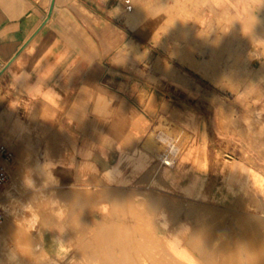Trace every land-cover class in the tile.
Here are the masks:
<instances>
[{"label":"crops","instance_id":"crops-1","mask_svg":"<svg viewBox=\"0 0 264 264\" xmlns=\"http://www.w3.org/2000/svg\"><path fill=\"white\" fill-rule=\"evenodd\" d=\"M118 1L0 0V144L13 152L17 185L90 182L193 194L203 174L208 187L231 147L240 155L247 149L246 123L239 117L236 140L221 123L231 102H182L193 88L153 73L151 58L137 61ZM183 2L216 39L202 47L217 69L244 76L264 61V0ZM198 67L192 76L203 73ZM162 117L188 124L190 138L173 164L152 149L151 123ZM3 224L1 262L13 233Z\"/></svg>","mask_w":264,"mask_h":264},{"label":"rangeland","instance_id":"rangeland-1","mask_svg":"<svg viewBox=\"0 0 264 264\" xmlns=\"http://www.w3.org/2000/svg\"><path fill=\"white\" fill-rule=\"evenodd\" d=\"M183 1L119 0L115 11L124 9L137 61L151 58L153 73L163 71L193 88L182 102H231L221 123L236 140L240 117L247 149L240 155L231 147L233 158L225 156L207 188L202 173L193 194L90 182L19 186L11 166L13 198L3 226L13 233L1 248L6 257L0 264H13L14 255L15 264H264V61L244 76L217 69L202 47L216 39L191 21L197 12ZM196 65L203 73L192 76ZM135 92L144 99L145 90ZM187 125L165 117L152 122L155 154L164 152L175 163L190 138Z\"/></svg>","mask_w":264,"mask_h":264},{"label":"built area","instance_id":"built-area-1","mask_svg":"<svg viewBox=\"0 0 264 264\" xmlns=\"http://www.w3.org/2000/svg\"><path fill=\"white\" fill-rule=\"evenodd\" d=\"M170 147L172 148L173 144H171ZM160 156L162 158V161L165 164H168L163 160V158L167 156V154L161 152ZM12 162L13 152L11 151V149L8 148L5 144H0V226L3 224L6 216L9 213V208L11 206L13 198L9 186Z\"/></svg>","mask_w":264,"mask_h":264},{"label":"clouds","instance_id":"clouds-1","mask_svg":"<svg viewBox=\"0 0 264 264\" xmlns=\"http://www.w3.org/2000/svg\"><path fill=\"white\" fill-rule=\"evenodd\" d=\"M17 259H18V257H17V256H15V255L12 257L13 264H15V261H16Z\"/></svg>","mask_w":264,"mask_h":264},{"label":"bare ground","instance_id":"bare-ground-1","mask_svg":"<svg viewBox=\"0 0 264 264\" xmlns=\"http://www.w3.org/2000/svg\"><path fill=\"white\" fill-rule=\"evenodd\" d=\"M123 1H124V0H121V2H123ZM164 161H165L166 163L170 164V163H169L170 160H169L168 158L165 157Z\"/></svg>","mask_w":264,"mask_h":264}]
</instances>
